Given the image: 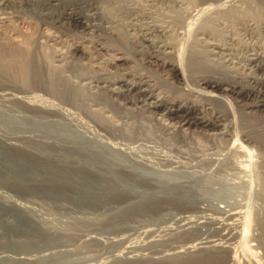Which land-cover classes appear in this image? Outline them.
<instances>
[{"label": "rangeland", "instance_id": "obj_1", "mask_svg": "<svg viewBox=\"0 0 264 264\" xmlns=\"http://www.w3.org/2000/svg\"><path fill=\"white\" fill-rule=\"evenodd\" d=\"M104 1L100 2V7L115 12L111 11L114 15V25L118 32L122 34L119 43L109 36H105L103 42V40L94 39L89 35L88 38L87 34L84 35L82 32L46 25L33 15L16 12L14 14L11 8L0 5V51L17 48L18 45L23 52L17 53V56L27 55L26 52L30 51L32 55L28 53L26 57L30 55L40 66L43 65L44 79L46 77L52 78L51 80L46 79L45 82L48 81L46 82L48 84L51 81L49 84L52 85L48 93L53 92L52 94H55L53 95L54 98L52 99V94L45 96L54 103L60 98L55 104L61 106L58 107L64 112L60 117L19 111L18 113L15 109L16 106H8V102L5 104L4 98L0 97V120L5 121H0V131L6 136L8 134L6 127L9 123V125L26 123L28 116V121L41 123L43 129L49 130V132L63 133L65 136L68 135L67 137L71 135L70 138H74L78 142H76L77 145L80 144L83 147L94 149L115 163L125 168H131L140 175L183 187L181 193L184 195H180V199H174L173 201L172 199L171 201H153L147 198L143 199L142 202H139L136 198L122 199L117 197V200L115 197L114 201L112 200V203L110 202L108 205L95 206L87 203L85 205L70 198L72 190L62 191L45 184L39 187L34 185L33 188L22 189L2 180L3 168L9 164V158L16 148L14 149V146L5 147L0 144L1 249L2 246H6L5 249L15 252L19 249L17 247L13 248L11 244L19 245L28 241H40L42 243L44 240H51L55 245L51 251L46 252L45 259L38 263L25 260H12L11 262L9 259L4 264H188L189 258L197 259V263L194 264H264V140L261 135L263 133L261 130L264 129V108L252 114L236 116L235 122L231 123L233 125L227 124L226 128H228H223L219 131L220 134H218V130H213V133H216L210 132L212 134L206 133L205 135L204 133L197 132L193 134L188 132L183 136L171 134V132L158 126L156 121L146 119L145 115L140 114L138 116L135 113L132 119H118L115 113H111L112 117L115 116L113 120L118 121L121 133L112 137L103 134L97 135L93 123L90 122L91 119L85 113L89 110L87 107H90L93 98H101L104 101L105 96L97 95L93 92L94 89H88L86 85L83 86L82 84L81 86L79 80L82 77L95 76L98 73L106 74L105 76H114L116 74L114 68L108 65L110 58L116 55L112 49L120 48L123 52L130 53L123 37V31L125 32L127 26V14L126 12L124 14L123 9L121 10L120 7L109 8V3ZM136 1L139 3L144 1L142 4L149 5L146 0ZM157 5L159 4L157 3L155 6L152 4L151 10L164 13L170 8V6L169 8L165 7L166 5L156 7ZM225 5L224 2L220 5L207 1L206 4L197 5L196 8L199 10L200 15L206 17L209 14L214 16L216 12H221L222 9L227 7ZM170 10H172V7ZM170 10L168 12H171ZM260 13L261 17L264 18L263 9ZM240 19L236 17V20L230 21L229 19L225 20L226 22L224 19L220 20L225 25L221 23L219 27L215 26L216 31L213 29L210 33L207 32V38L204 37L206 42L208 43L211 40L210 42L216 43L218 40L219 43L217 42V44H220V42L226 44L229 47V50H227L229 54L233 53L232 55L236 57L237 54L241 56L245 50L262 43L260 42V36H258L257 40L259 41H257L252 33H244L249 28H246V23L247 25L252 24L260 27L261 22L254 19L241 23V21H238ZM196 27L198 28V25ZM209 34L214 36L210 35L209 37ZM216 34L219 35L218 38ZM249 35H252V37ZM183 37L180 35L178 38H172L171 41H173L178 53L175 52V58L177 59L180 55L179 60H188L190 55L195 56L196 54L186 44L192 45L194 40L187 36ZM232 38L236 40H232ZM213 39L216 40L213 41ZM99 42H102V45H104L102 47L105 49L100 48L101 44L96 45ZM232 45H234L233 48L236 47V50L232 48ZM75 46L79 48L82 54L75 58L76 60H71L70 53ZM244 47L245 49H243ZM32 49L34 50L32 51ZM6 56H4L6 59L2 60H8V63L11 62L13 57ZM208 57H213L212 60L215 58L213 63H218L221 60L218 65L216 64L217 68L221 67V64H223L222 66L228 64V62H223L224 58L222 60L215 55L212 56V54H209ZM226 57L228 58V56ZM211 58L210 61H212ZM213 63L207 64V66L203 62V66L199 70L205 68L202 71L210 73L215 68ZM150 66L142 58H137V60L130 61L124 67H127L125 72L130 71L128 72L129 76L139 75V72L145 74L148 78L150 76V79L156 82L160 90L166 95L181 97L182 93L170 89L171 85L166 82L169 79L164 74L154 71ZM206 68L208 69L206 70ZM4 73V69L0 66V78ZM56 76H60L61 79ZM64 77L66 83L62 82ZM73 77L77 82L74 81ZM56 78L57 80L60 79L59 83ZM55 84L58 87L61 84L64 85L61 86L62 89L59 88L60 90H58ZM59 93L64 96H60ZM65 95L69 96L68 98L71 101ZM65 98L70 104L69 102L66 103ZM100 106L97 105L96 107ZM108 106L110 107L111 104H108ZM226 106L222 105L224 109L227 108ZM83 107L87 108V111ZM112 108L116 111L119 110L116 107ZM93 114L96 117H94L95 119H99L102 117V110L99 109ZM65 115H67L66 118L68 115L70 117L66 119L64 118ZM87 119H89V122L86 121ZM23 120L24 122H20ZM77 121L83 123V125L81 126ZM76 123L78 124L76 125ZM4 134L3 139L5 138ZM16 143L17 148H22L25 150L24 152H32L31 154H34L35 157H39L38 154H41V146L36 143ZM56 153H64V149L60 148ZM135 188L138 187L135 186ZM158 189L160 188L156 187L150 192H157ZM148 204L152 205L149 207ZM196 204L199 209L195 208ZM25 222L29 223L26 224ZM195 223L199 226H196ZM127 227H131L133 230L138 229L137 231H140L141 228L147 229L144 233V244L142 243L143 239L135 234H133L135 238L131 235L129 241ZM19 230L23 233H20ZM9 243L11 244L8 245ZM138 244L145 245L142 248L143 251L139 249ZM141 252L142 255H140ZM10 254L11 252H9ZM131 254L136 255V258L132 259Z\"/></svg>", "mask_w": 264, "mask_h": 264}, {"label": "bare ground", "instance_id": "obj_2", "mask_svg": "<svg viewBox=\"0 0 264 264\" xmlns=\"http://www.w3.org/2000/svg\"><path fill=\"white\" fill-rule=\"evenodd\" d=\"M146 1L150 6L142 4L144 1L142 3L140 2V4L137 1L135 2V0L104 1L109 3V8L115 9L116 7H120L121 10L123 9L124 14L126 12V18L128 19L126 21L127 26L125 28V32L123 31V37L125 45L130 53L127 54L120 48L112 49L115 51L116 55L110 58L108 65L109 67L114 68L116 73L114 76H105L106 74L104 75L98 73L95 76H85L79 80L81 86L82 84L83 86L86 85L88 89H94L93 92L97 93V95H102L103 97L105 96L104 101H102L101 98H93L89 105L90 107H87L89 109L88 111L86 110L87 108L83 107L84 110L87 111L85 115L91 119L90 122L93 123V128L96 129L97 135L103 134L104 136L108 135L112 137L121 133L119 123L118 121L113 120L115 116L112 117L111 113H115L118 119H132V116L135 113H137L138 116L140 114L145 115L146 119L148 118V120L156 121L158 126L168 132H171V134L183 136L188 132L193 134L198 132L206 135V133H213V130H218V134H220L219 131L226 128L227 124L229 125V123L231 124L232 122H235L234 119L237 118L236 116L252 114L264 108V18L261 17L260 13L262 9L264 10V0ZM207 1H212L214 4L220 5L224 2V5L226 4L225 6L227 7L224 9L220 8L222 9L221 12L218 9H215L216 11H219L218 13L216 12V15L211 16L209 14L205 17L200 15V12L196 7L197 5L200 6L206 4ZM100 2H102V0H0V5L5 8H11L13 13L16 12L19 14H30V16L33 15L46 25H54L53 27L58 26L64 28L65 30L68 29L70 31L75 30L77 32H82L84 35L87 34V37L89 35V37L91 36L94 37V39L97 38L99 40H103V42L105 36H109L113 37V40L119 43L121 42L122 34L118 32L116 26L114 25L115 21L112 12H115L107 8V10L102 9L100 7ZM157 3L159 5H166L165 7L168 8L169 6L170 8L172 7V10L167 8L168 11L170 10L171 12H168L166 9V11L164 10V13H158L151 10V5L153 4L155 6ZM236 17L241 18L238 20L241 21V23L258 19L262 24L260 27L252 24H245L246 28H249H247L248 31H245L244 33H252L256 40L258 36H260L262 40H260V42L262 43L252 46L251 49L245 50L244 53L241 51L243 54L241 56H239L240 54H237V57L232 55L233 53L229 54V51H227L229 50V47H227L226 44H221L222 42L217 44L218 40L216 43L210 42L211 40L207 43L205 39L211 30L213 31L214 29L216 31V25L218 27L221 25L222 22L220 20L224 19L225 21L230 19V21H234L236 20ZM223 24L224 23H222V25ZM197 25L198 28H195ZM180 35L182 37H190L194 40L192 41V45L186 44L190 47L189 49L196 54L195 56L190 55L188 60H179L180 55L177 59L175 58L176 49L171 39L176 37L178 38ZM210 35L211 34H209V37ZM252 35L249 36L252 37ZM233 39L235 38H232V40ZM215 40L216 39H213V41ZM174 42L176 43L175 40ZM100 44V48L105 49L102 47L104 46L102 45V42H99L96 45ZM233 46L234 45H232V48ZM243 49H245V47ZM33 50L34 49H32V51ZM22 52L23 50L19 47V45L17 48L0 51V66L5 72L3 74L5 77L2 76V78H0V97L4 98L1 99L5 100V104L8 102V106H16L17 108H14L17 109V112H29V114L32 113L39 115L42 114L49 117H60V115L64 112L59 108L61 106L55 104L60 100V98L58 99L56 97L58 100L54 103V101L52 102L51 99L49 100L47 97V94L51 95L53 92L51 94L48 93L52 84H49L51 83L50 81L48 86L46 83L48 81L45 82V80L49 79V77H46V74V79H44L43 65L41 64L42 66H40L37 62H35L33 57L30 56L32 55L30 51L26 52L27 55L28 53H31L29 57H26L27 55H16L17 53ZM81 54L82 53L79 48L75 46L71 50L70 59L76 60L75 58H78ZM209 54H212V56L215 55L222 60L224 58L223 62H228V64H224V66L221 64V67L217 68L219 61L221 60H219L218 63H213L215 58L212 60L213 57H210L212 60L210 61V58L208 57ZM6 55L13 57L12 61L10 60L11 62L8 63V60H2L6 59L4 57ZM226 56H228V58ZM137 58H142L147 64L152 66L154 71L164 74L165 77L169 79V82H166L171 85L170 89L172 88V91L182 93L181 97L170 94L166 95V93L160 90L158 84L150 79V76L148 78V76L140 74V72L139 75L133 74L134 76H129L128 72L130 71L125 72L127 67L124 66H126L127 63H130V61L137 60ZM203 62L204 65L205 63L206 65H210L211 63L215 64V66H213L216 69L214 68V71L210 73H208V71L207 73H204V71H202L205 69L204 68L201 69V72L199 69L203 66ZM207 69L208 68H206V70ZM56 75L58 74L56 73ZM56 77L61 79L60 76ZM74 77L73 79H75ZM59 78L58 80L56 78L58 83L60 82ZM64 80L65 77L64 79L62 78V82ZM66 81L68 82V80ZM74 81H76V79ZM63 83L66 82L64 81ZM56 85L57 84H55V86ZM62 85L64 84H61V86ZM61 86L56 87L60 90L59 88H61ZM73 87L75 88V85ZM51 90L53 91V88ZM66 92L68 91L66 90ZM53 95L55 94H52V96ZM68 95H70L69 92ZM49 97L51 98V96ZM66 97L68 98L69 96ZM53 98L54 96L52 99ZM67 98L65 99L67 100ZM68 100L71 101L69 98ZM68 100L66 103L69 102ZM63 101L65 102V100ZM72 102L74 101L72 100ZM78 103L80 106L79 100ZM78 103L75 104L77 105ZM108 104H111V106L109 107ZM97 105L101 106L96 107ZM222 105H227V108L224 109ZM92 107L96 108L91 109ZM112 107L119 108V110L116 111V109ZM78 108L80 109V107ZM99 109L102 110V117L95 119L96 117L93 112L99 111ZM66 116L67 115H65L64 118H66ZM68 117L70 116L68 115ZM26 119V123L23 124L9 125V123L6 127V131L9 135L7 134L5 136L3 133L5 136L4 139L2 137L3 134L0 131V144L5 147L14 146V149L16 148L13 155L9 158V164L5 165L3 168L4 173H2V180L10 182L12 185H17L22 189H28L31 187L33 188L34 185L39 187L42 186V184H45L54 189L58 188L62 191L72 190L70 198L84 203L85 205L87 203L95 206L100 204L108 205L112 200L114 201L115 197L116 199L117 197H121L122 199L136 198L139 202H142L143 199L145 200L147 198L153 201H171V199L173 201L174 199H180V195H184L181 193L183 190V187L181 188V186H177L175 184L170 185L167 182L153 179L149 176L140 175L131 168H125L115 163L111 159L105 157L104 154L97 152L94 149L83 147L80 144L77 145V141L74 140V138H70L72 137L71 135L67 137L68 135L65 136L63 133H54V131H51V133L49 130L47 131L43 129V125L41 123L39 124L35 121H28V116ZM2 120L3 119L0 121ZM84 120L83 122L85 124ZM79 121L77 122L79 123ZM86 121L89 122V119ZM20 122H24V120ZM78 123H76V125ZM82 125L83 123L81 126ZM232 125L233 124H231V126ZM54 127L52 128L54 129ZM261 132H263L261 135L264 140V129H262ZM16 142L36 143L41 146V154H38L39 157H35L34 154H31L32 152H24L25 150L22 148L19 149L16 147ZM58 148L64 149V153H56V151L59 150ZM135 186L138 188H135ZM156 187L160 188L158 189L159 191L151 193L150 191ZM148 205L150 207L152 204ZM195 208L199 209V206L196 204ZM121 212L123 211L121 210ZM196 224L197 223H195V225ZM196 226H199V224ZM126 229L128 231L127 236L129 241L130 236L135 234L143 239L142 243L144 244V233L147 229L141 228L140 231H137L138 229L133 230L131 227H127ZM20 233L23 232L20 231ZM135 235H133L134 238ZM10 244L11 243L8 245ZM11 246L13 248L17 247L19 250L12 252L5 249L6 246H2V249L0 247V264L7 263L6 261L9 259L11 262L12 260H25L38 263L45 259L47 256L46 252L51 251L55 245L51 240H44L42 243L40 241H28L19 245L11 244ZM137 246L141 251H143L142 248L145 245L142 246L138 244ZM9 252H11L10 255ZM140 255H142V252ZM133 256L135 257L133 258ZM130 257L135 259L136 255L131 254ZM196 260L197 259L189 258L188 264L197 263Z\"/></svg>", "mask_w": 264, "mask_h": 264}, {"label": "water", "instance_id": "obj_3", "mask_svg": "<svg viewBox=\"0 0 264 264\" xmlns=\"http://www.w3.org/2000/svg\"><path fill=\"white\" fill-rule=\"evenodd\" d=\"M30 222V221H29ZM29 222H25L26 224L29 223Z\"/></svg>", "mask_w": 264, "mask_h": 264}]
</instances>
